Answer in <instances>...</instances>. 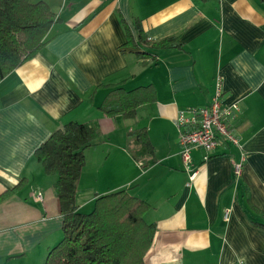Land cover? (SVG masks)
<instances>
[{
  "label": "crops",
  "instance_id": "crops-1",
  "mask_svg": "<svg viewBox=\"0 0 264 264\" xmlns=\"http://www.w3.org/2000/svg\"><path fill=\"white\" fill-rule=\"evenodd\" d=\"M55 13L46 45L0 82V264H45L63 239L55 195L35 152L65 124H96L85 151L78 205L121 190L148 203L157 228L145 264H264V3L260 0H30ZM148 45L127 47L120 16ZM175 38L178 48L158 49ZM137 53L157 56L144 64ZM222 77L225 104L243 150L220 140L192 154L194 179L181 157V111L205 107ZM152 85L157 102L136 120L99 110L117 88ZM146 128L155 155L142 168L129 133ZM245 158L242 176L234 165Z\"/></svg>",
  "mask_w": 264,
  "mask_h": 264
},
{
  "label": "trees",
  "instance_id": "trees-1",
  "mask_svg": "<svg viewBox=\"0 0 264 264\" xmlns=\"http://www.w3.org/2000/svg\"><path fill=\"white\" fill-rule=\"evenodd\" d=\"M55 18L43 1L0 0V82L40 53ZM120 22L126 32L127 47L148 45L140 22L134 23L137 39L122 15ZM178 47L181 45L175 38L155 46ZM137 56L146 65L157 60V56L148 53ZM156 102L157 92L152 85L132 91L117 88L99 110L108 117L122 115L127 120H136L141 106ZM98 130L96 124L67 123L35 152L45 174L58 177L54 189L63 216V239L49 252L45 264H145L152 247L157 228L144 219L151 207L128 190L98 197L89 213L79 209L77 195L86 166L85 151L99 137ZM128 150L142 168L147 167L155 150L146 128L129 133ZM24 185L22 181L14 189L6 190L0 195V204ZM261 216L264 218V214ZM256 225L264 228V224Z\"/></svg>",
  "mask_w": 264,
  "mask_h": 264
},
{
  "label": "built area",
  "instance_id": "built-area-1",
  "mask_svg": "<svg viewBox=\"0 0 264 264\" xmlns=\"http://www.w3.org/2000/svg\"><path fill=\"white\" fill-rule=\"evenodd\" d=\"M225 89L222 77L215 81L214 95L209 105L200 108H191L179 113L176 125L180 130L181 157L186 172L194 179L196 172L192 171V154L202 150L212 153L219 145L220 140L229 142L243 150L241 141L232 128V120L239 111L237 105L225 104ZM245 158L234 165L238 178L242 176Z\"/></svg>",
  "mask_w": 264,
  "mask_h": 264
},
{
  "label": "rangeland",
  "instance_id": "rangeland-1",
  "mask_svg": "<svg viewBox=\"0 0 264 264\" xmlns=\"http://www.w3.org/2000/svg\"><path fill=\"white\" fill-rule=\"evenodd\" d=\"M92 211V210H91Z\"/></svg>",
  "mask_w": 264,
  "mask_h": 264
}]
</instances>
